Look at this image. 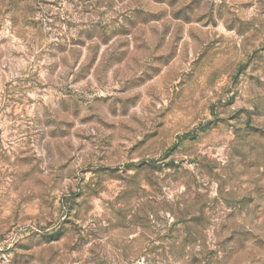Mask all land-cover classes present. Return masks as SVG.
I'll use <instances>...</instances> for the list:
<instances>
[{
    "label": "rangeland",
    "instance_id": "374dc122",
    "mask_svg": "<svg viewBox=\"0 0 264 264\" xmlns=\"http://www.w3.org/2000/svg\"><path fill=\"white\" fill-rule=\"evenodd\" d=\"M0 264H264V0H0Z\"/></svg>",
    "mask_w": 264,
    "mask_h": 264
}]
</instances>
